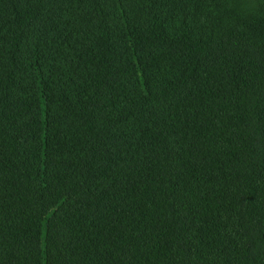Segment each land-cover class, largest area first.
Instances as JSON below:
<instances>
[{
  "label": "trees",
  "instance_id": "obj_1",
  "mask_svg": "<svg viewBox=\"0 0 264 264\" xmlns=\"http://www.w3.org/2000/svg\"><path fill=\"white\" fill-rule=\"evenodd\" d=\"M0 264H264V0H0Z\"/></svg>",
  "mask_w": 264,
  "mask_h": 264
}]
</instances>
